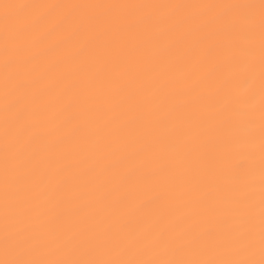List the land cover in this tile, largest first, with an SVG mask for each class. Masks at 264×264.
Wrapping results in <instances>:
<instances>
[{
	"label": "snow or ice",
	"instance_id": "snow-or-ice-1",
	"mask_svg": "<svg viewBox=\"0 0 264 264\" xmlns=\"http://www.w3.org/2000/svg\"><path fill=\"white\" fill-rule=\"evenodd\" d=\"M0 264H264V0H0Z\"/></svg>",
	"mask_w": 264,
	"mask_h": 264
}]
</instances>
